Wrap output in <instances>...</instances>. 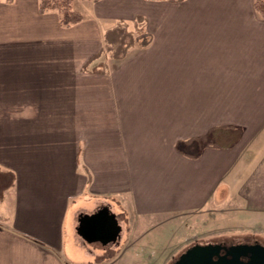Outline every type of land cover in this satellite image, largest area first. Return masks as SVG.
I'll return each mask as SVG.
<instances>
[{
    "label": "crops",
    "instance_id": "obj_1",
    "mask_svg": "<svg viewBox=\"0 0 264 264\" xmlns=\"http://www.w3.org/2000/svg\"><path fill=\"white\" fill-rule=\"evenodd\" d=\"M255 1L86 0L64 26L0 0V264H137L148 230L191 216L264 236ZM122 24L140 38L115 54ZM102 210L119 235L83 261L80 217Z\"/></svg>",
    "mask_w": 264,
    "mask_h": 264
},
{
    "label": "rangeland",
    "instance_id": "obj_2",
    "mask_svg": "<svg viewBox=\"0 0 264 264\" xmlns=\"http://www.w3.org/2000/svg\"><path fill=\"white\" fill-rule=\"evenodd\" d=\"M86 4V0H75L74 2L76 8L87 13ZM107 36H110V33H108ZM139 36L140 35L136 34V30L129 31L126 25L122 24L115 30L114 39L109 45V49L115 54L121 52L125 53L129 46L138 43L137 37ZM140 42H143V40L140 39ZM199 217L191 216L188 217V220L183 219L182 221H178L177 224L166 223L148 230L147 235L142 240L145 244V250H140L137 264H172L187 248L196 243L219 242L225 245H231L241 242L253 243L259 241L264 244V236L260 233L253 232L254 228L246 227L247 229L242 233L237 232L235 228L236 224H234L235 229L229 232H218L216 229H212L215 226L214 223L208 225V227L207 223L203 222L206 219L204 218L202 220ZM158 220V217H155L153 222L155 223ZM96 242L98 243L97 246L85 242L86 246L83 248V253L80 256L83 261L95 258L93 257L94 248L102 247V244L99 243L102 241L97 240ZM90 251L93 252L90 253ZM92 262H95V260ZM117 264H134L132 254L126 253L122 257V262H118Z\"/></svg>",
    "mask_w": 264,
    "mask_h": 264
},
{
    "label": "water",
    "instance_id": "obj_3",
    "mask_svg": "<svg viewBox=\"0 0 264 264\" xmlns=\"http://www.w3.org/2000/svg\"><path fill=\"white\" fill-rule=\"evenodd\" d=\"M79 233L88 241H115L120 225L105 210L80 218ZM222 248L226 250L221 253ZM244 258H247L245 260ZM174 264H264V244L241 242L223 245L219 242L196 243L187 248Z\"/></svg>",
    "mask_w": 264,
    "mask_h": 264
},
{
    "label": "trees",
    "instance_id": "obj_4",
    "mask_svg": "<svg viewBox=\"0 0 264 264\" xmlns=\"http://www.w3.org/2000/svg\"><path fill=\"white\" fill-rule=\"evenodd\" d=\"M9 1H13V0H9ZM170 1H181V0H170ZM74 2L75 0H39V11L41 13H45L50 10H55L59 13L60 24L64 26H70L72 24L78 23L83 20V14L81 11L75 8ZM255 8L259 13V15L264 17V0H256ZM118 27H116L114 31L109 32L110 33L109 37H111L112 42L114 39V32ZM14 182H15V173L12 170L3 169L0 166V198L3 197L6 190H8L11 186H13ZM82 216L84 215H81V217Z\"/></svg>",
    "mask_w": 264,
    "mask_h": 264
},
{
    "label": "flooded vegetation",
    "instance_id": "obj_5",
    "mask_svg": "<svg viewBox=\"0 0 264 264\" xmlns=\"http://www.w3.org/2000/svg\"><path fill=\"white\" fill-rule=\"evenodd\" d=\"M225 252H226V250H225L224 248H222L221 253L224 254ZM179 257H180V256H179ZM179 257H178V258H179ZM178 258H176L172 264H174L175 261H176ZM244 259L247 260V258H244Z\"/></svg>",
    "mask_w": 264,
    "mask_h": 264
}]
</instances>
